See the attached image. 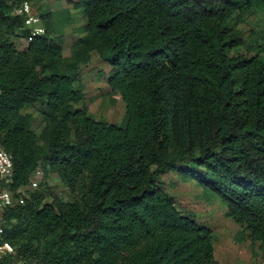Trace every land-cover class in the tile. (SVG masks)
Listing matches in <instances>:
<instances>
[{
	"label": "trees",
	"instance_id": "obj_1",
	"mask_svg": "<svg viewBox=\"0 0 264 264\" xmlns=\"http://www.w3.org/2000/svg\"><path fill=\"white\" fill-rule=\"evenodd\" d=\"M25 1L0 0V147L15 201L0 212L14 248L0 264H220L212 230L157 184L172 170L219 195L264 245V28L246 40L241 25L264 23V0H66L86 19L69 57L50 11L36 13L44 34L26 27ZM93 55L111 67L121 125L83 104ZM37 104L40 133L24 113ZM42 165L73 200L31 189Z\"/></svg>",
	"mask_w": 264,
	"mask_h": 264
},
{
	"label": "rangeland",
	"instance_id": "obj_2",
	"mask_svg": "<svg viewBox=\"0 0 264 264\" xmlns=\"http://www.w3.org/2000/svg\"><path fill=\"white\" fill-rule=\"evenodd\" d=\"M30 2L33 3L36 13L50 11L53 14L52 22L55 29L53 34L55 36L64 34V52L65 56L69 57L72 41L78 38L77 33L86 23L82 13L70 9L66 0H32ZM260 20V17H254L249 19L248 23L241 24L246 40L252 31L263 30L264 23ZM16 42L19 49H23L27 44L22 40ZM110 70L111 67L98 55H93L90 62L83 65L81 77V85L85 93L83 104L93 118L121 125L126 117V106L121 97L112 93L106 83ZM42 112L41 104L24 111L33 115L32 130L37 133H40L44 126ZM42 184L64 201H71L74 198L55 172L50 171L46 175L44 165L35 174L31 189H36ZM157 184L164 187L175 198L177 207L182 213L212 230L215 259L220 264H264V245H253L240 227L227 216L228 208L223 199L201 186L193 174L178 170L167 171L159 176Z\"/></svg>",
	"mask_w": 264,
	"mask_h": 264
},
{
	"label": "built area",
	"instance_id": "obj_3",
	"mask_svg": "<svg viewBox=\"0 0 264 264\" xmlns=\"http://www.w3.org/2000/svg\"><path fill=\"white\" fill-rule=\"evenodd\" d=\"M19 16L25 18V25L32 29L33 35L45 33V28L41 18L36 14L32 4L29 1L23 2L16 12ZM14 177V164L11 155L0 147V184L3 189L0 191V212L4 208L11 207L15 204L14 193L10 190V185ZM23 191L18 190V202L24 204L25 199ZM4 229L0 226V261L14 253L13 246L3 239Z\"/></svg>",
	"mask_w": 264,
	"mask_h": 264
}]
</instances>
